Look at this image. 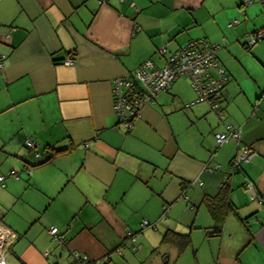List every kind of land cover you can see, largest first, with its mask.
Returning <instances> with one entry per match:
<instances>
[{
  "label": "crops",
  "instance_id": "1",
  "mask_svg": "<svg viewBox=\"0 0 264 264\" xmlns=\"http://www.w3.org/2000/svg\"><path fill=\"white\" fill-rule=\"evenodd\" d=\"M261 28L264 0H0V222L17 235L6 262L73 264L77 251L99 264H264V100L254 105L264 88L257 77L245 88L233 63L251 71L230 51L251 49ZM199 38L219 46L228 75L223 118L207 102L186 108L196 93L181 77L120 126L114 78L148 59L163 66ZM261 42L251 51L264 67ZM226 124L257 152L231 178L239 145L215 137ZM212 156L220 170H204ZM224 189L230 208L215 230L207 202Z\"/></svg>",
  "mask_w": 264,
  "mask_h": 264
},
{
  "label": "built area",
  "instance_id": "2",
  "mask_svg": "<svg viewBox=\"0 0 264 264\" xmlns=\"http://www.w3.org/2000/svg\"><path fill=\"white\" fill-rule=\"evenodd\" d=\"M244 3L245 5L251 4L252 0H244ZM238 22V19H234L230 25ZM263 39L264 28H261L249 35L248 44L252 46ZM218 48V45H212L203 38L194 39L171 53L163 66H157L151 59H148L135 71L133 77L114 78V109L118 117V124L127 130L132 129L143 106L154 102L155 97L160 92L170 90L173 83L181 77H186L191 81L196 93L195 98L185 104L186 108L207 102L211 109L220 118H223V88L228 81V75L225 68L217 61L216 50ZM159 52L164 54V48L159 49ZM75 60L74 56H70L64 60V63L73 64ZM257 106L256 104L255 108ZM241 134V128L232 124H226L223 132L215 133L220 146L232 140L238 143V152L231 160V165L235 171L242 170L243 164L250 162L257 155L253 146L241 143ZM26 145L30 148L35 146L34 142L29 139L26 140ZM221 168V164L213 161V156L204 166V170L208 171L220 170ZM9 174L18 177L15 170L9 171ZM0 184L5 186L3 174H0ZM245 186L250 191L252 199L259 203L263 202L253 183L247 180ZM149 225L148 220H143L142 227ZM49 233L53 238L63 242V237L58 234L56 226H50ZM16 238V233L0 222V264H8L6 253ZM127 239L134 243L136 234L129 232ZM134 248H136L135 245ZM68 259L73 264H99L89 255L77 251L71 252Z\"/></svg>",
  "mask_w": 264,
  "mask_h": 264
},
{
  "label": "rangeland",
  "instance_id": "3",
  "mask_svg": "<svg viewBox=\"0 0 264 264\" xmlns=\"http://www.w3.org/2000/svg\"><path fill=\"white\" fill-rule=\"evenodd\" d=\"M264 42V39L262 40ZM262 43L261 41L257 42L256 44H260ZM255 45V44H254ZM254 45L250 48L246 47L244 50V53L241 51V50H238V49H231L230 51L233 52V53H239V56L241 57V59L243 60V62L245 64H247L248 68L250 69L251 71V74L253 76L252 77H249V76H245L243 71H241L234 63V69L240 73L239 77L240 79H242L243 81V85L245 86V88L247 87L249 90H250V83L252 84V86L254 85V77H257L259 79V82L262 84L263 88H264V67L261 66L256 58H255V55L253 54V52L251 51L254 47ZM263 57H264V44L262 45L261 49L258 51ZM241 71V72H240ZM249 80V81H248ZM250 82V83H249ZM260 93V92H259ZM263 95V94H262ZM261 95V97L259 99H256L254 100V105L255 104H259L261 102V100L263 99L264 100V97ZM260 96V94H259ZM230 142L226 143L224 145V147H227L229 146ZM232 144V143H231ZM219 146V145H218ZM233 146L230 145V147ZM238 152V150H237ZM237 154V153H236ZM236 156V155H235ZM234 156V157H235ZM233 159V158H232ZM219 164L223 165L220 161H217ZM254 162V161H253ZM248 164V163H247ZM247 164H243V166L245 167ZM225 167V166H224ZM226 167H228V176L231 178L232 175L235 173L236 175H240V174H243L244 173V170H241V171H235L234 167L232 165H230L229 163L226 164ZM264 167V165H263ZM224 169V168H223ZM225 171V170H224ZM248 192V191H247ZM250 198H251V194L250 192H248ZM189 253H192V250H188L187 251V254ZM192 258V254L189 256V260ZM103 264V263H102Z\"/></svg>",
  "mask_w": 264,
  "mask_h": 264
},
{
  "label": "trees",
  "instance_id": "4",
  "mask_svg": "<svg viewBox=\"0 0 264 264\" xmlns=\"http://www.w3.org/2000/svg\"><path fill=\"white\" fill-rule=\"evenodd\" d=\"M227 179L224 180L222 183L223 188H225L226 184L225 182ZM226 190L224 189L223 194L220 196L219 203L208 200V206L210 208V211L212 213V216L216 222L215 230H220V227L222 225V222L224 221V217L226 215V211L230 208L228 202H226ZM164 241H167V237H164ZM109 260V259H108ZM107 260V262H108Z\"/></svg>",
  "mask_w": 264,
  "mask_h": 264
}]
</instances>
